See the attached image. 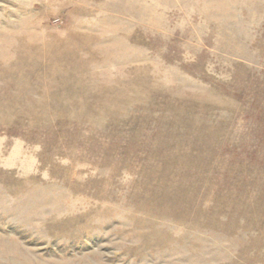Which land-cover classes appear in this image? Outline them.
<instances>
[{
    "label": "rangeland",
    "instance_id": "374dc122",
    "mask_svg": "<svg viewBox=\"0 0 264 264\" xmlns=\"http://www.w3.org/2000/svg\"><path fill=\"white\" fill-rule=\"evenodd\" d=\"M0 264H264V0H0Z\"/></svg>",
    "mask_w": 264,
    "mask_h": 264
}]
</instances>
